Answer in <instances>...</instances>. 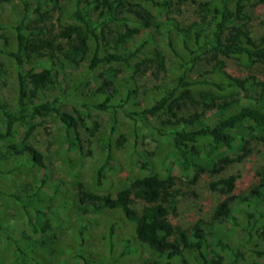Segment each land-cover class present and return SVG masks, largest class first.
<instances>
[{"label": "trees", "instance_id": "trees-1", "mask_svg": "<svg viewBox=\"0 0 264 264\" xmlns=\"http://www.w3.org/2000/svg\"><path fill=\"white\" fill-rule=\"evenodd\" d=\"M192 3L195 19L183 25L173 0L12 4L15 20L9 27L0 25L7 31L0 36V56L16 85L12 108L0 101V179L5 186L0 188V264H52L59 246L67 261L72 257L82 260L79 264H95L84 253L90 216L108 210H121L132 224V237L116 251L122 229L110 224L105 231L109 255L102 264L144 252L149 259L141 264H182L187 254L195 255V264H264V248L249 247L264 234V167L244 197L236 194V177L226 176L227 168L250 157L254 144L264 151V34H253L249 13L264 0ZM225 59L237 61L246 76L230 74ZM203 63L211 68L196 72ZM74 70L82 76L69 89L59 73ZM147 75L159 83L141 108L139 83ZM91 82L88 103H82L79 93ZM71 95L79 106L68 112L63 106ZM186 102L201 110L179 116ZM94 114L109 119V138L100 146L94 172L97 187L115 169L113 145L124 141L115 136L120 114L167 144L168 159L183 180L194 185L202 176L216 178L209 191L224 199L211 222L175 225L182 193L175 177L156 172L128 180L115 196L87 191L78 180L72 200L62 195L59 190L64 193L67 184L62 178L53 183L30 138L37 127L52 124L65 154L70 153L80 148L81 128L90 135L98 130ZM69 206L77 217L78 238L74 246L57 245L49 217ZM10 207L20 223L15 234L3 227ZM208 225L220 232L204 229ZM246 253L263 262L247 260Z\"/></svg>", "mask_w": 264, "mask_h": 264}, {"label": "rangeland", "instance_id": "rangeland-1", "mask_svg": "<svg viewBox=\"0 0 264 264\" xmlns=\"http://www.w3.org/2000/svg\"><path fill=\"white\" fill-rule=\"evenodd\" d=\"M0 1V25L9 27L15 20L14 14H12V4L19 2V0H10V3H2V0ZM173 1L175 10H179L178 20L181 25L188 24L195 19L193 0H184V2L182 0ZM195 1L202 2L204 0ZM249 13L252 16L251 30L256 37H260L264 34V4L249 10ZM2 34H7V31L0 30V36ZM0 43H2L1 39ZM225 64L230 74L236 77L246 76L244 68L237 61L225 59ZM210 68V65L203 63L196 69V72H202ZM59 74V81H62V76H64L69 89L73 88L82 76L80 70L68 71L64 74L61 72ZM169 79L167 77L166 83H169ZM158 83L150 75L140 81L142 95L139 96L137 102L141 108L147 105L148 96L152 94L153 86ZM93 87V82L86 85L82 93H79L78 100H81L82 103H88V94ZM15 90L16 85L11 70L7 62L0 56V101L9 108H12L15 103ZM75 100L74 96H69L65 101L63 110L71 112L72 106L78 108V102ZM200 110V107L193 105L191 102H186L182 105L179 116L187 117L189 114ZM93 120L98 123V130L93 135H90V133L81 128L80 148L70 153L65 154L66 146L64 143H60L59 140L61 134L57 127L52 124L46 123L37 127L30 138V144L43 155L46 169L54 178L53 183L56 179L62 178L67 184V190L64 193L61 189L59 190L62 195L72 200L76 193L75 182L78 180L85 186L87 191L99 195L111 194L115 196L117 191L127 184L128 180L139 178L150 172H156L163 177L168 175L175 177V182L182 193L177 203L179 216L173 220L175 225L187 228L198 220H202L205 223L211 222L214 209L224 199L220 194L209 191V183L216 180V178L202 176L194 185L189 180H183L168 159L167 144L158 140L157 135L151 129L139 128L140 126H135L120 114L117 116L118 123L115 136L123 137L124 141H121L119 146L113 145V165L115 169L108 173L103 186L97 187L95 185L94 172L100 146L109 138V119L105 114H94ZM260 151V147L254 144L253 152L249 158L227 168L226 176L234 175L236 177V194L238 196L244 197L257 183L256 174L264 167V151ZM41 177L42 174L39 175V178ZM0 188H5L1 179ZM63 198L61 197L62 201L64 200ZM135 204L138 209L140 204ZM14 216H12V208L10 207L5 213L3 224V227L12 234H15L20 229V223L17 221L18 216ZM76 218L71 206L64 211L55 210L54 214L49 217L52 225L51 234L55 236L57 245L60 243L75 245L78 238ZM32 221L34 223L35 219L33 218ZM114 222L122 229V233L116 238L115 250L117 251L126 244L127 238L132 237V224L125 219L121 210H108L101 214L90 216L89 247L85 248L84 253L95 264H99V262L102 264L104 256L109 255L105 231ZM209 226L211 225L204 226V229L209 230ZM211 228L216 232H220L219 227L211 226ZM243 241L248 242L249 240L244 238ZM252 246L263 249L264 234H260L250 242L249 247ZM57 249L58 253L53 257L52 264H79V262H82V260L72 257L67 261L66 257L63 256L64 254L60 253L62 247L59 246ZM194 256V254H187L182 264H195ZM245 256L247 260L252 258L256 262H263L258 258L252 257L249 253H246ZM147 259H149V255L144 252L143 255L135 258L118 259L115 264H141Z\"/></svg>", "mask_w": 264, "mask_h": 264}]
</instances>
